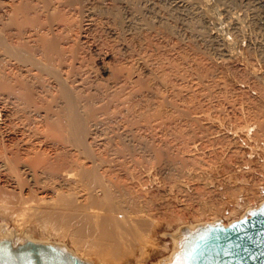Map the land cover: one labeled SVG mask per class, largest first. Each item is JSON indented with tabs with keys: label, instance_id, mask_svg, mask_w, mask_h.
Here are the masks:
<instances>
[{
	"label": "rangeland",
	"instance_id": "374dc122",
	"mask_svg": "<svg viewBox=\"0 0 264 264\" xmlns=\"http://www.w3.org/2000/svg\"><path fill=\"white\" fill-rule=\"evenodd\" d=\"M122 1L118 0L117 3L120 6L122 15H126L123 17H130L129 11L125 6V0L123 2ZM138 1L139 4L140 1H142V5L140 6L142 7V9H140V12L138 13L139 16H137V18L133 20L132 22L133 24L131 22H126V25L129 24L128 26H125V22L121 26L118 24L116 25L117 22H115L114 24V22H112V20L110 19V14L109 13L107 14V12L104 13L98 12L100 13L98 15V13H92L86 11V12H82L84 13V15H81L82 13H79L80 16L77 15V13H74V15L76 16L75 18H77V16L78 17L82 16L81 18H77V22L78 19L81 20L80 22H78L79 25L82 23L78 31L81 34V36H78L79 37L78 42L79 41L80 42L78 47L79 50L77 51L79 52L78 54L80 58H78L77 56V58H75L74 60L75 62L74 64H76L75 65L76 68L78 67L77 71L79 69L80 70L79 72H82V74L81 73L79 74L82 77L84 76L83 79L85 80V82L89 85H95V83L98 85L99 83V85L101 84L102 86H107L109 85V83L111 84V82L116 81L117 78H120L119 75L126 76L128 75V72L131 70L129 75L131 76V78H133L132 82L135 85V87L138 86L136 87V89H138L141 92L143 91L146 94L142 96L144 100H141L142 97L140 96L138 97L136 101L138 104L135 103V107L133 108L134 110L133 112H131L134 116L128 113L127 115L125 114L123 115L125 117L121 115H117L116 117L111 116L112 119L110 118L111 124L114 123L113 125L114 130L117 132H115L114 130H113L114 132L112 131L110 132L111 134L104 132L106 133V135L108 134L109 136L113 137V135L116 136L122 134L127 127L125 126L127 122H128L127 125H129L130 127L134 126L133 128H131L133 129V132L131 130L128 135L123 137L124 139L123 138L121 139V137L116 138L118 137L116 136L113 137L112 138L113 140L111 139L110 141L111 137L110 138L105 137L106 136L105 134L104 135L100 134L99 138L98 136L93 134L94 137L95 136L97 137V139L94 140L95 139L94 138L92 142L91 138L93 137V135L92 137H90V140L92 142L91 148H93L92 149L93 152L94 150H96L95 151L96 154L99 153L101 154L100 157L101 156L103 157V158L101 157V160H99L101 162L100 165L102 166L98 165L97 161L95 163L97 164V168L98 166L100 167L98 168L99 169L98 171H100L99 172L100 176L103 177L102 178L99 176L103 180H101L100 178H98V180H101L102 182H105L106 180L108 181L115 180V182L121 181V183H124L123 181L125 178V180L127 179L126 182L132 181V184L136 185V188H138L139 191L143 193L142 195L140 192V196L142 195L141 196L142 198L141 197H139L141 199L138 198V203H137L138 209L142 207L141 210L143 211V215H145L146 218L150 217L148 219L153 220L150 234L147 233L148 235H146V237L143 240L140 239L137 242L136 244L137 248L134 249V252L132 254L125 257H121L118 260L115 259L112 255H107L106 260L108 264H138V263L154 264L158 259L169 254L173 249L174 240L170 235L167 234L168 232H173L181 225L210 221L213 219H221L223 222H229L230 220L239 218L241 215H243L249 206L255 205L264 199V91L262 92L264 88L260 87L262 84H263L262 87H264V54H263L264 0H257V1L251 0L252 2L249 0H238V1L231 0V5L229 4L230 2L227 3V1L230 0H226V1L224 0V2L223 0L222 1L209 0L207 3L208 6L204 5L203 3H199L200 7L203 6L202 9L200 8L197 9L192 4H188L187 2L188 0H175V2L174 0H169V1L166 0L167 3L165 2V0H163L164 2H162V0L161 1L138 0ZM184 1H186L187 3ZM105 2L111 3L112 0H108ZM153 2L154 3L156 2L155 5L157 6L160 7L161 5L162 7L167 6L169 9L167 7L166 9H164L165 8L164 7L162 10L161 7V10L162 11L165 10L166 13L165 11L162 12L160 10V7L156 8V6H154ZM119 3L121 4L124 3V4L121 5ZM164 3L166 4L164 5ZM174 4L175 5L180 4L178 6L179 8L175 9L177 7H175ZM185 5L186 7H184ZM192 6L194 10L196 9L195 12L197 10L203 11V9L206 8L204 6H207V8H209L208 9L209 11L211 9L210 13L214 11L213 14L214 17H212L213 19L210 18L211 22L209 21L210 20L209 18L207 19V17H205L204 19L201 15L200 17L199 16L195 17L194 16L195 14H200L201 12L199 11H198L199 13L193 12L194 10L192 9ZM143 7H145L146 10ZM172 7H173V11H172ZM187 7L190 8L187 9ZM228 9L229 10L232 9V10L229 11ZM156 10L158 11L157 14H156L157 12ZM230 13L231 15H228ZM180 14L182 15V17ZM192 14L194 17H192ZM160 15L164 19H162ZM170 16H175V17L171 18ZM198 17L201 18L202 21ZM166 18L169 19V21ZM146 19L150 22L148 23ZM197 19H199L200 21L198 22ZM138 20H140L142 23ZM193 20L194 21L197 20V21L194 22ZM143 21L146 23H144ZM161 21L163 22L167 21L169 23L168 24L167 22H165L164 23L165 25L171 26L174 24L176 28L174 27V25L171 27L177 31L169 30V28H166L168 26H165L163 22L158 23ZM175 21L177 22V24ZM190 21H192L195 24L198 23V27L202 25L199 28L201 29L202 27H204L202 28V30L205 32L209 30L208 34L209 33L212 34V36L210 37L214 36L212 38L213 39L212 44L210 39L209 41L208 38L207 40L205 39L202 40L201 39L202 37L200 38V36L198 37L196 36L197 34L192 32L193 31L192 27L194 24L190 25V23H192ZM137 22H140L141 24L140 23L138 24ZM186 23L189 24L187 25ZM144 24H148V25H144ZM115 25L117 26V28ZM131 25H135V26H131ZM142 25H144L143 26L144 28L142 27ZM258 25L261 26L259 27ZM235 33L237 34V36ZM205 41H207V43ZM159 42L162 43L161 46L162 47L164 46L163 48L158 49L159 47H161ZM214 43L215 45H213ZM216 45L217 47H215ZM219 45H221L222 47ZM260 46H262V51L260 50L261 48ZM227 47H229L230 49ZM152 51H154V53ZM225 52L227 53L224 54ZM78 54H75V56ZM81 56L84 58V60L82 59V61H81L82 58ZM195 59L199 63H197ZM169 61L172 62L170 63ZM180 62L184 64L183 67ZM167 63L168 64L170 63L171 65L170 64L167 65ZM175 63L177 64L175 65ZM177 65L178 66L181 65V66L178 67ZM174 67H176L175 70ZM119 70L122 71L120 72ZM161 70L163 71L161 72ZM168 70H170L171 72ZM205 70L208 71L206 72ZM125 71L127 72L126 75H124L126 73ZM132 71L134 72V74H132ZM158 71L162 73L161 74L162 76L166 75L167 77L164 76V78L166 77L167 79L166 78L162 79L160 73L157 74ZM167 71L168 73H166ZM209 71H213L215 73ZM198 72L200 73L202 72V75H200ZM173 73L177 76H175ZM207 73H210L209 74L210 76H208ZM167 74H169L170 76H168ZM214 74H216L215 77H218L217 79L214 77ZM159 75L161 77H158ZM203 76H205V78ZM244 78L245 81H247V83L244 81ZM137 79H138L137 82L139 83L135 82ZM102 81L103 83H101ZM258 83H262V84H258ZM173 85L174 87L175 86L176 87L175 88L172 87ZM146 88L148 90H146ZM150 88L152 89L150 90ZM168 88L171 89L168 90ZM160 90L161 92L163 91L162 93L164 97L162 96ZM171 90L172 91L176 90L175 94L174 91L172 92ZM164 91L167 92L168 94H166ZM158 92L160 93L161 96L158 94ZM153 93L154 94L157 93L159 99H157L156 97L157 95H154ZM152 95H154L156 98H154V96L152 97ZM259 95L261 96V98ZM167 96H171L173 98ZM151 97L157 100V102ZM148 98H150V101L148 100ZM146 99L147 101H145ZM162 100L164 101L163 103ZM170 100H172L174 103ZM144 104H147L150 107ZM154 104L156 106H154ZM153 107L155 109H153ZM158 108L159 110L161 109L163 110L158 112ZM138 109L143 111L139 112ZM153 110L155 111L156 115L158 113L157 116L158 118L164 120L160 121L157 117L155 118L156 115L154 114ZM136 111L139 114H137ZM144 111H145V115L144 113L141 114V112ZM161 112H162V116H161ZM163 113L166 117L170 116L169 118L171 122H173V123L170 122L169 126H167L168 122L160 123L163 121L165 122L169 119V118L165 119ZM128 116L130 117L128 118ZM117 117L119 120L117 119ZM148 117L149 118L152 117V118L149 119ZM178 117H180L179 119L180 126L177 124ZM121 118H123L122 119L123 121H120ZM132 118H134V120ZM171 118H173L176 122L172 121L173 119ZM128 119L132 123H130ZM135 119H138V121L137 120L135 121ZM124 120L125 123H123ZM155 120H157V122L159 120V122L157 123ZM139 121H142V123H140ZM154 121L156 122V125H154ZM133 123H135L136 125L137 123L139 124L136 126ZM160 124L161 125L164 124L163 126L169 127L168 128L169 132H166L165 130H167V128L165 127L164 130V127L160 126ZM145 125H147L146 126L147 129H145ZM124 126L125 128H123ZM173 126H175V129L176 128L177 129L171 130ZM151 127H153V129H151ZM135 130L138 131L136 132ZM145 130H147L148 133L147 131L145 132ZM159 131L161 133H159ZM162 132L163 133L165 132V134H163ZM131 134H133L132 135L133 138L131 137ZM134 134L136 135L138 134L137 135L138 137ZM153 134L156 137L158 135V137L156 138ZM101 135L103 136L101 137ZM141 136L144 138L141 139L142 138ZM12 137L14 138L15 136ZM103 137H105V139L109 138V140L106 139L107 140L106 142L105 139H104L105 141L102 140ZM145 137L150 140L146 141ZM154 138L156 139L162 138V139L155 141ZM120 139L122 140V143L119 142V145L121 146V144L124 143L122 145L123 148L125 146V142L123 141L128 140L127 143L130 144V146H128L129 144L126 143L127 149L125 148V150L122 149V147H120L125 154L123 152H120L121 150L119 151L117 150L119 149L117 145L116 146L113 145L116 144ZM160 141L163 142L164 146L161 144L162 142ZM147 142L151 143L150 145L152 146H149ZM153 142L156 145H154ZM158 143L162 145L161 147L162 151L159 149L161 156H159L160 154H158L159 151L158 153L156 152V150H158L157 147H159ZM106 144L109 145V147H107ZM111 145L113 148L115 146L117 149L116 148H114L116 150L111 149L112 148L110 147ZM94 146L96 147L94 148ZM104 146L106 149L104 148ZM154 146L156 148H152ZM134 148L135 150L137 148V150L135 151ZM128 149L131 151L133 150L132 153L134 151L136 152V153L134 152L135 155L133 154L134 157L132 153L129 151L128 152L130 153V155L128 154V152L126 151ZM107 150L108 152L106 153L105 151ZM153 150H155V152ZM109 151H111L112 155L113 154L114 155L112 156L111 152L109 153ZM113 151L114 152L117 151V152L114 153ZM157 154L158 157L156 156ZM126 155H128L129 157ZM136 155L137 157L140 156L138 158L139 159L138 161ZM125 156L127 159L125 158ZM105 157L106 158L108 157V159L112 157L113 160L110 158L111 162H109L106 159L108 162L105 163L106 161ZM116 157H118V159ZM116 159L117 161L115 162L114 160ZM140 160L141 163L139 162ZM119 161L122 163H120ZM91 163L92 162H89V164ZM135 166L137 167L136 169L134 168ZM19 167H20L19 170H21L20 174L23 177V180H25L24 182L21 179V182H24L22 183V185L18 184L19 183L18 180H14V179H13L14 181L10 180L9 178H6L7 176L6 173L0 172V194L2 192V195L4 196L2 197V195H0V199H3V201H0L1 202L0 220L8 223V225L11 228H16L20 231L29 232L31 236L36 239H43V240L51 239V240L65 242L69 247L75 249L77 247V244L73 241V238L70 236V234L65 232H59L52 227L47 228L42 222H38L36 218H34L30 213H27L29 209L26 210L27 211L26 212L18 202L17 195L19 196V198L23 197L28 201L30 200L29 202L32 204L41 202L36 199L41 198L40 200H42L43 197L48 199L50 195L52 196L51 187L54 186L55 183L58 184L60 180L59 181L57 180V182H55V180L53 181L50 180L49 177L48 179L47 177L43 176V177H39L38 180L39 183H37L38 181L37 182L33 181L34 179H32V176H30V174L27 171H25L26 169L24 170L22 164H20ZM109 169L110 171H107ZM124 169L127 170L125 171ZM102 170H104V172ZM132 170H135L133 171L134 173L131 172ZM129 173L131 174L133 173V174L131 175ZM135 173L138 174L139 176L136 175ZM236 173H241L243 175L242 176L240 175L241 177L236 176ZM104 175L108 176V178L106 179V176ZM128 175L132 176L133 178L130 176H129L130 178L127 177ZM29 180H30L29 183L32 182L31 184H28L27 181ZM15 181L17 182V184ZM51 181L55 183L53 184ZM29 185L31 186L34 185V186L31 187ZM60 185L63 188L66 187V190L64 188V191H67L68 188L70 187L69 183L63 185L62 182H60V184L54 187L62 190L61 187H57ZM19 186L20 187L22 186L21 189H19L20 188ZM98 187L100 188V186ZM230 187L231 189L232 187L237 188L235 189L237 191L235 196L229 193V191L231 190V189L229 190ZM31 188L33 189L31 190ZM98 190H99L98 195L100 197H104L103 196L105 194L103 193L104 190L102 189H98ZM32 191L35 193H33ZM227 191L229 195L227 194ZM14 196L17 198H15ZM10 199L11 201H9ZM205 203L209 205L213 203V207L211 209L208 208L209 210L203 211L202 213L198 212V210ZM30 205L31 204H29L28 206ZM145 242L147 243L146 245ZM87 249L88 250H85L84 254L89 258L93 259L95 261V264H100L95 256L93 247L92 248L89 247Z\"/></svg>",
	"mask_w": 264,
	"mask_h": 264
},
{
	"label": "bare ground",
	"instance_id": "6f19581e",
	"mask_svg": "<svg viewBox=\"0 0 264 264\" xmlns=\"http://www.w3.org/2000/svg\"><path fill=\"white\" fill-rule=\"evenodd\" d=\"M105 1H108V0H0V172L6 173L7 174L6 178H9L10 180H13V179L18 180V182H19L18 184L22 185V183L25 182V180H23V177L20 174L21 170H19L20 169L19 166H20V164H22L24 167V170L26 169L25 171H27L30 174V176H32V179H34L33 181H35V182H37L39 180V177L44 176L47 178L49 177L50 180H53V181L55 180V182H57V180L58 181L60 180L58 184H60V182H62L63 185H66L67 183H69L70 187L68 188L67 191H64V188L66 190V187L63 188L61 185L57 186V187H61L62 190L59 188H55L56 185H58V184H56L54 182L56 184L55 185L51 181L55 186V187L54 186L51 187L52 188V190H51L52 196L50 195L51 198L49 197L47 199V198L43 197L42 200H40L41 198L36 199V200L41 201V202L38 201L39 203H33L32 204L29 202L30 200L28 201V200L24 199L23 197L19 198L18 195H17V197H18L19 204L24 208V210L26 211L29 209L28 212L26 211L27 213H30L34 218H36V220L38 222H42L47 228L52 227L59 232H65V233L70 234V236L73 238V241L77 244V247L74 249V248L69 247L67 245V243H65V242L51 240V239H47V240L36 239V238L32 237L29 232L20 231L16 228H11L8 225V223L1 221V220H0V238H11L14 243H19V242L25 241L27 239H33L35 241H40V242H50V243L59 245L63 248L69 249L70 251H72L73 253H75L76 255L81 257L82 259L88 261L90 264H95V261L84 254L85 250H88L87 248L93 247V250L95 252V256H96V258L100 264H108V262L106 260L107 255H112L115 259L118 260L121 257H125V256L132 254L134 252V249L137 248L136 247L137 242L140 239L143 240L146 237V235L150 234L151 227L153 224V220L148 219L150 217L147 216L148 218H146V216L143 215V211L141 210L142 207L139 208L140 210L138 209V206H137L138 198L141 197L143 195V193L141 191H139L138 188H136V185L132 184V181L126 182L127 179L125 180V178L123 181L124 183H121V181L120 182L117 181V178H116L117 182H115V180H113V181L112 180H110V181L106 180L105 182L101 181L103 179L100 178L102 176H100V173H99L100 171H98L99 170L98 168H100V167L98 166V168H97V164H95V163L97 161L98 165H100L101 162L99 160H101L102 156L100 157L101 154H99V153L96 154V152H95L96 150H94V152H93V150H92L93 148H91L92 147L91 144L93 142V139L94 138H95L94 140L97 139L96 136H98V138H99L100 134L106 135V133L111 134L110 133L111 131L112 132L115 131L113 128L114 123L111 124L112 117H114V116L116 117L117 115L123 116L124 114L127 115L128 113H130V115H133L131 112H133V110H134L133 108L135 107V103L138 104L136 102L138 97L139 96L142 97L145 94V92H143V91L141 92L138 89H136V87H138V86L135 87V85L133 84V82H132L133 78H131V76L129 75L131 70L128 72V75H126L127 72L125 71L126 73L124 75H126V76H120L119 75L120 78H117L115 76L118 80L116 79V81L111 82V84L109 83V85H107V86H102L101 84H100L101 85L100 86L99 83H98V85H99L98 86L96 83H95V85L87 84L85 82V80L83 79L84 76L82 77L79 74V73L82 74V72H79L80 71L79 69L77 71L78 67L77 68L75 67V65H76V64H74L75 58H77V56H78V58H80V56L78 54L79 52H77V51L79 50L78 47H79V42H80V41L78 42V40H79L78 36H81V34L78 31H79L80 25H82V23L79 25L78 22H80L81 20L78 19V22H77V18H81L82 16L81 17L77 16V18H75L76 16L74 15V13H77V15H79V13L86 12V11L92 12V13L107 12V14L108 13L110 14V19L112 20V22H114V24H115V22H117L116 25L118 24L121 26L125 22V26H128L129 24L126 25V22L132 23L133 20L136 19L137 16H139L138 13L140 12V9H142V7H140L142 5V1H140V4H139L138 0H125V6L129 11L130 17H123L126 15H122L120 6L117 4L118 0H112L111 3H109V2L106 3ZM120 1H122V0H120ZM154 1H157V0H154ZM208 1L209 0H188L187 2H188V4H192L193 6H195L197 9H199V8L202 9L203 6L200 7L199 3H203L204 5H207ZM249 1H251V0H249ZM158 2H157V4H158ZM162 2H164V1L162 0ZM165 2L167 3L166 0H165ZM174 2H175V0H174ZM184 2H186V1H184ZM218 2H217V4H218ZM223 2H224V0H223ZM228 2H230L229 4L231 5V0L227 1V3ZM155 3L153 2L154 6H156V8L160 7V6L155 5ZM166 3H164V5ZM119 4H121V3H119ZM123 4L124 3H122L121 5H123ZM177 4H178V2H177ZM188 4H186V5H188ZM179 5L174 4V6L177 7L175 9H178ZM186 5L184 7H186ZM181 6H183V5H181ZM193 6H192V9H193ZM207 6H204L206 8H204L203 11H201V10L196 11L197 13L201 12L200 14H195L196 9L195 10L193 9L194 10L193 12H195V13H193V14H195L194 16L200 17V15H201L204 19H205V17H207V19L214 17V15H213L214 11L212 13H210L211 9L209 11L208 10L209 8H207ZM121 7H123V6H121ZM145 7H143V8H145ZM161 7H162V5H161ZM161 7H160V10H161ZM164 7H162V10H163V8L166 9L167 6H164ZM170 7H171V5H170ZM218 7H219V5H218ZM224 7H225V5H224ZM126 8H125V10H126ZM189 8L190 7H187V9H189ZM249 9H251V8H249ZM145 10H146V8H145ZM230 10H232V9H230ZM128 11H125V12H128ZM164 11H162V12H164ZM172 11H173V7H172ZM181 12H183V11H181ZM224 12H226V11H224ZM100 13H98V15ZM157 13H158V11L156 12V14ZM165 13H166V11H165ZM184 13H186V12H184ZM159 14H162V13H159ZM174 14H175V12H174ZM177 14H178V12H177ZM193 14H192V17H194ZM81 15H84V13H82ZM167 15H169V14H167ZM228 15H231V13ZM259 16H261V15H259ZM170 17L174 18L175 16H170ZM181 17H182V15H181ZM183 17H184V15H183ZM88 18H90V17H88ZM96 19H97V16H96ZM142 19H141V21H142ZM153 19H154V17H153ZM162 19H164V18L162 17ZM199 19L202 21L201 18H199ZM199 19H197L198 22L200 21ZM254 19H255V17H254ZM167 20L169 21V19H167ZM180 20H181V18H180ZM227 20H228V18H227ZM250 20H251V18H250ZM86 21H87V19H86ZM101 21H103V20H101ZM138 21H140V20H138ZM146 21L148 23L150 22L147 19H146ZM196 21H194V22H196ZM209 21L211 22V19ZM140 22H137V23L139 24ZM162 22L163 21L158 22V23H162ZM165 22H167V21H165ZM165 22H163V24ZM190 22H192V21H190ZM144 23H146V22H144ZM97 24H98V22H97ZM176 24H177V22H176ZM201 24H202V22H201ZM144 25H148V24H144ZM144 25H142V27ZM173 25H171V26H173ZM190 25H193V27H192L193 31L192 32L197 34L196 36H198V37L200 36V38L202 37L201 38L202 40L203 39L207 40V38H208V41L210 39L211 44H212V40H213L212 38L214 36L210 37V36H212V34L211 33L208 34L209 30L206 29L207 32L203 31L202 28H204V27H202L200 29L199 27H201L202 25L198 27V23L195 24L192 22V23H190ZM131 26H135V25H131ZM165 26H168L166 28H169V30H175L170 25H165ZM113 27H114V25H113ZM150 27H151V25H150ZM174 27L176 28L175 25H174ZM189 27H191V26H189ZM116 28H117V26H116ZM146 28H147V26H146ZM104 31H106V30H104ZM175 31H177V30H175ZM162 32H164V31H162ZM167 32H168V30H167ZM236 36H237V34H236ZM192 37H193V35H192ZM161 42H163V41H161ZM205 42L207 43V41H205ZM161 44L162 43H160V46H161ZM153 45H155V44H153ZM213 45H215V43ZM219 46H221V45H219ZM262 46H263V43H262ZM262 46H260L261 51H262ZM150 47H152V46H150ZM163 47L161 46V47H159V48L157 47V48L160 49ZM215 47H217V45ZM219 48H218V50H219ZM227 48H229V47H227ZM152 52L154 53V51H152ZM226 53L227 52H225L224 54H226ZM75 54H78V55L75 56ZM263 54H264V51H263ZM82 59L84 60L83 57L81 58V61H82ZM184 59H186V58H184ZM160 60H161V58H160ZM195 60H194V62H195ZM182 62H180V63L182 64ZM196 62H197V60H196ZM189 63H192V62H189ZM197 63H199V62H197ZM197 63H196V65H197ZM80 64H82V63H80ZM169 64L167 63V65H169ZM176 64L177 63H175V65ZM183 65L184 64H182V67H183ZM179 66H181V65H179ZM175 68L176 67H174V70H175ZM186 69H187V66H186ZM170 70H168V71H170ZM194 70H195V68H194ZM200 70H201V68H200ZM162 71L163 70H161V72ZM168 71L166 73H168ZM209 72H213V71H209ZM159 73L160 72L158 71L157 74H159ZM166 73H164V74H166ZM198 73L200 75H202V72L201 73L198 72ZM213 73H215V72H213ZM118 74H120V73H118ZM132 74H134L133 71H132ZM161 74L162 73H160V75ZM169 74H167V75L170 76ZM207 74H208V76H210L209 75L210 73H207ZM160 75L158 77L162 76V75L161 76ZM215 75L216 74H214V77H215ZM164 76H166V75H164ZM164 76H162V79H165L167 77L166 76L164 78ZM175 76H177V75H175ZM205 76H203V77L205 78ZM173 77H170V78H173ZM178 77H180V76H178ZM215 78L217 79L218 77H215ZM212 79H213V77H212ZM200 80H201V78H200ZM219 80H221V79H219ZM137 81H138V79L135 82H137ZM244 81H245V78H244ZM157 82H158V80H157ZM168 82H170V81H168ZM197 82H199V81H197ZM215 82H216V80H215ZM224 82H225V79H224ZM245 82L247 83V81H245ZM101 83H103V81ZM137 83H139V82H137ZM171 83H169V84H171ZM158 84H159V82H158ZM200 84H199V86H200ZM241 84H243V83H241ZM258 84H262V83H258ZM154 85H155V83H154ZM262 85L260 87L264 88V87H262ZM172 87H174V85ZM171 88H168V90ZM151 89L152 88H150V90ZM146 90H148V89L146 88ZM162 90H164V89H162ZM223 90H225V89H223ZM173 91L175 94L176 90H173ZM196 91H197V89H196ZM263 91H264V89L262 90V92ZM160 92H161V90H160ZM165 93L168 94L167 92H165ZM259 93H260V91H259ZM158 94L160 95L159 92H158ZM154 95H157V93ZM154 95H152V97ZM261 95H262V93H261ZM149 96H151V95H149ZM162 96H163V93H162ZM156 97H157V99H159L158 95ZM156 97L154 96V98H156ZM167 97H171V96H167ZM154 98H152V99H154ZM171 98H173V97H171ZM260 98H261V96H260ZM168 99H166V100H168ZM141 100H144V98L142 97ZM148 100L150 101V98H148ZM172 100H170V101H172ZM145 101H147V99ZM155 101L157 102V100H155ZM163 102L164 101L162 100V103ZM155 104H154V106H156ZM144 105H147V104H144ZM159 105H160V103H159ZM147 106H149V105H147ZM160 107H162V106H160ZM142 109H145V108H142ZM153 109H155V108L153 107ZM146 110H147V108H146ZM161 110H163V109H161ZM161 110H159V108H158V112H160ZM140 111H143V110H139V112ZM145 111L141 112V114L144 113V115H145ZM153 112L156 115L154 110H153ZM136 113H137V111H136ZM146 113H148V112H146ZM137 114H139V113H137ZM146 115H148V114H146ZM163 115H164V113H163ZM140 116H142V115H140ZM157 116H158V113L155 116V118ZM161 116H162V112H161ZM161 116H159V117H161ZM118 117H117V119H118ZM123 117H125V116H123ZM129 117L130 116H128V118ZM169 117L165 116V119L166 118L168 119ZM150 118H152V117H150ZM162 118H164V117H162ZM122 119L123 118H121L120 121H123ZM132 119L134 120V118H132ZM142 119H143V117H142ZM158 119L160 121L164 120L161 118H158ZM171 119H173V118H171ZM175 119H177V118H175ZM179 119H180V117H178V120H177L178 125H179ZM113 120H114V118H113ZM113 120H112V122H113ZM136 120L138 121V119H135V121ZM159 120H158V122H159ZM145 121H146V119H145ZM155 121L157 122V120H155ZM155 121H154V125H156ZM172 121L176 122L174 119ZM129 122H130V120H129ZM139 122L142 123V121H139ZM170 122H171V120L169 118L167 121H165V122L163 121L160 123H167V126H169ZM123 123H125V120ZM127 123L125 126H127L128 128L126 127L125 130L123 129L124 132L122 131L123 132L122 134L116 135L118 137H116L114 135H113V137H116V138L121 137V139H122L123 137L128 135L131 130L133 132V129H131V128H133L134 126L130 127L129 125H127ZM130 123H132V122H130ZM171 123H173V122H171ZM118 124H119V122H118ZM133 124L136 125L135 123H133ZM133 124H131V125H133ZM138 124L139 123H137V125ZM177 124H176V126H177ZM157 125H159V124H157ZM163 125L160 124V126L164 127V130H165V127L167 128V130H165L166 132H169L168 131L169 127L163 126ZM115 126H116V123H115ZM125 126L123 128H125ZM146 126L147 125H145V129H147ZM153 127H151V129H153ZM159 128H158V130H159ZM173 128L171 130L177 129V128L175 129V126H173ZM137 129H138V127H137ZM117 130H118V128H117ZM135 131L137 132L138 130H135ZM146 131L147 130H145V132ZM156 131H157V129H156ZM104 132H106V133H104ZM115 132H117V131H115ZM139 132H141V131H139ZM147 133H148V131H147ZM159 133H161V132L159 131ZM93 134L96 136L94 137ZM163 134H165V132ZM92 135H93V137H92ZM103 135H101V137ZM107 135L105 137H109V138L111 137L110 138V141H111V139L113 137L109 136V135L107 136ZM132 135L133 134H131V137L133 138ZM134 135H136V134H134ZM12 136H15V137L13 138ZM90 137H92L91 138L92 142L90 140ZM105 137H103V139L102 138H100V139L104 140ZM157 137H158V135H157ZM109 138L108 139L106 138V139L109 140ZM143 138L144 137H142L141 139H143ZM156 138H154L155 141L162 139V138H160V139L159 138L156 139ZM107 140H106V142H107ZM120 140H118L117 143L114 142L116 144H113V145H115V146L117 145V147L119 149H117L115 146H114V148H116L118 151L121 150L120 152L124 153V151H122V149L125 150L127 144H129V143H127L128 140L123 141V142H125V146L123 148L122 145L124 143L121 144L122 140L121 141ZM147 140L149 141L150 139L146 138V141ZM142 141H144V140H142ZM119 142H121L120 143L121 146L119 145ZM150 142H152V141H150ZM154 142H153V144H154ZM160 142H162V141H160ZM108 143H109V141H108ZM145 144H146V142H145ZM148 144H149V146H152V145H150L151 143H148ZM148 144H147V146H148ZM158 144H159V147H157L158 150H156V152L158 153V151H159L158 154H160L159 156H161L160 150H161V147L163 145V142L161 143L162 145L160 143H158ZM134 145H137V144H134ZM154 145H156V144H154ZM105 146H104V148H105ZM128 146H130V144ZM95 147L96 146H94V148ZM107 147H109V145H107ZM110 147H112V145ZM120 147H122V149ZM136 147H138V146H136ZM114 148L112 147L111 149L116 150ZM152 148H156V147L154 146ZM108 150H109V148H108ZM108 150L105 152L107 153ZM134 150H135V148H134ZM136 150H137V148H136ZM111 151H109V153ZM126 151L127 152L129 151L132 153L133 150L131 151L128 149ZM153 151L155 152V150H153ZM116 152L117 151H115L114 153H116ZM129 152H128V154L130 155ZM134 152L132 153V155L134 154ZM158 154L156 155L157 157H158ZM111 155H112V152H111ZM134 155H133V157H134ZM116 156H117V154H116ZM126 156H128V155H126ZM126 156H125V158H126ZM136 157H137V155H136ZM139 157H137V161L139 160L138 159ZM110 158L113 160L112 157H110ZM110 158L108 159V157L107 158L105 157V160L107 159L109 162H111ZM116 158L118 159V157H116ZM130 158H131V156H130ZM117 159L114 161L116 162ZM107 160L105 161V163L108 162ZM120 160H122V159H120ZM89 162H92L93 164L92 163L89 164ZM139 162L141 163V160ZM120 163H122V162H120ZM100 166H102V165H100ZM117 166H115V167H117ZM131 168H129V169H131ZM134 168L136 169L137 167L135 166ZM102 171L104 172V170H102ZM107 171H110V169ZM133 171H135V170H132L131 172H133ZM128 172H129V170H128ZM129 174H131V173H129ZM136 175H138V174H136ZM240 175L242 176L243 174L236 173V176H240ZM104 176H106V175H104ZM129 176L130 175H128L127 177H129ZM2 177H3V175H2ZM130 177H132V176H130ZM98 178H100L101 180H98ZM107 178H108V176H106V179ZM21 179L24 182H21ZM48 179H46V180H48ZM98 181L101 183H99ZM15 182H14V184H15ZM27 182H28V184L32 183V182L29 183L30 180ZM37 183H39V181ZM16 184H17V182H16ZM46 185H48V184H46ZM29 186H31V185H29ZM32 186H34V185H32ZM98 186H100V188ZM21 187L19 189H21ZM53 187H54V189H53ZM32 189L33 188H31V190ZM98 189L104 190L103 191V193H105L103 195L104 197H100L98 195V191H99ZM230 189H231V187L229 188V190ZM235 189H237V188L232 187V189L230 191L229 190L228 191L230 194H233L235 196V194L237 192ZM22 190H23V188H22ZM228 191H227V194H228ZM140 192L142 194L141 196H140ZM33 193H35V192H33ZM0 195H2V192ZM10 195H11V193H10ZM22 195H24V194H22ZM2 197H4V196L2 195ZM17 197H15V198H17ZM141 198H139V199H141ZM0 201H3V199H0ZM9 201H11V199ZM16 203H17V201H16ZM28 203L31 205L28 206L29 205ZM34 204H36V205H34ZM259 204H260V202H258L255 205L249 206L247 211L249 209L255 207V206H258ZM143 207H144V205H143ZM212 207H213V203H211L210 205L205 203L198 210V212L202 213L203 211L209 210ZM25 208H27V209H25ZM11 209H13V208H11ZM21 212H22V210H21ZM216 220H218V219H213L210 221L214 222ZM207 222H209V221H204V222H199V223H191L188 225H181L176 230H174L173 232H168L167 234L170 235L174 240L173 249L171 250V252L169 254L161 257L154 264H168V263L172 262L179 253L181 241H182V239L185 235V232H186L185 230H187L188 228L194 229L198 225L204 224ZM224 223H228V222H224ZM146 244L147 243L145 242V245ZM138 264H145V263H138Z\"/></svg>",
	"mask_w": 264,
	"mask_h": 264
},
{
	"label": "water",
	"instance_id": "95a60500",
	"mask_svg": "<svg viewBox=\"0 0 264 264\" xmlns=\"http://www.w3.org/2000/svg\"><path fill=\"white\" fill-rule=\"evenodd\" d=\"M168 264H264V200L239 218L185 230ZM0 264H90L69 249L33 239L0 238Z\"/></svg>",
	"mask_w": 264,
	"mask_h": 264
}]
</instances>
